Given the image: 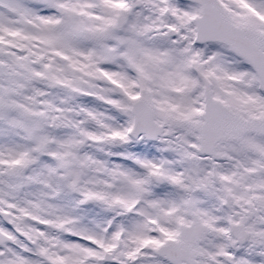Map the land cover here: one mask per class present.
Returning a JSON list of instances; mask_svg holds the SVG:
<instances>
[{"label":"snow or ice","instance_id":"obj_1","mask_svg":"<svg viewBox=\"0 0 264 264\" xmlns=\"http://www.w3.org/2000/svg\"><path fill=\"white\" fill-rule=\"evenodd\" d=\"M0 264H264V0H0Z\"/></svg>","mask_w":264,"mask_h":264}]
</instances>
